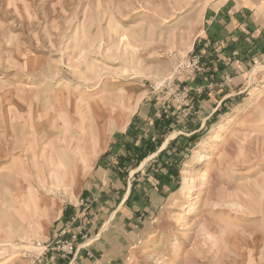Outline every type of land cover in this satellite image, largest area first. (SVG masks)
<instances>
[{"label": "rangeland", "instance_id": "374dc122", "mask_svg": "<svg viewBox=\"0 0 264 264\" xmlns=\"http://www.w3.org/2000/svg\"><path fill=\"white\" fill-rule=\"evenodd\" d=\"M213 1L0 0V264H52L63 231L116 264H264L263 73L204 68ZM141 111L151 154L121 133ZM117 174L134 196L115 214Z\"/></svg>", "mask_w": 264, "mask_h": 264}, {"label": "crops", "instance_id": "0c3cea01", "mask_svg": "<svg viewBox=\"0 0 264 264\" xmlns=\"http://www.w3.org/2000/svg\"><path fill=\"white\" fill-rule=\"evenodd\" d=\"M205 14L203 30L199 35V50L197 54L204 60V68L212 69L219 74H229L232 81H245L246 74L253 68H260L259 72L263 74L257 75L253 80L264 81V0H214ZM254 82V81H253ZM255 83V82H254ZM222 98L218 105L222 103ZM160 120L154 118L153 115L139 112L134 114L127 122L121 133L130 135V129L135 130L140 127V135H136L135 142L131 145L125 143L128 150L133 149L136 153L151 154L156 150L155 140L160 138V133L156 127L160 126ZM143 131L150 132L148 136L142 134ZM128 132V134H127ZM133 132V131H132ZM135 133V132H134ZM124 144V145H125ZM134 145V146H133ZM150 147V148H149ZM125 151V150H124ZM122 162V158L117 161ZM122 160V161H121ZM123 163L113 166L112 171L118 173L121 171ZM122 172V171H121ZM120 172V173H121ZM118 175V174H117ZM112 185L107 187V195L104 198L114 200L117 214L129 203L134 196L129 181L124 182L121 174L117 178L110 177ZM117 180L118 182H116ZM116 182V190L113 192V182ZM85 200L92 203L95 201V194L91 189L82 191ZM104 200L103 198H101ZM96 208V205H94ZM108 206V205H106ZM105 210V206L101 207ZM77 209L63 208L58 219L60 223L56 225V229L52 231L48 239L56 236L68 220L77 212ZM92 213L91 210H89ZM124 212V211H123ZM122 224V220L120 221ZM60 226V227H59ZM78 250L75 254L67 258H61L53 254L52 264H116L120 260V256H116L115 252L120 247L114 243L98 241L86 247H81L77 243Z\"/></svg>", "mask_w": 264, "mask_h": 264}, {"label": "built area", "instance_id": "2783aa9c", "mask_svg": "<svg viewBox=\"0 0 264 264\" xmlns=\"http://www.w3.org/2000/svg\"><path fill=\"white\" fill-rule=\"evenodd\" d=\"M67 232L63 231L43 247L45 250L56 252L59 257L67 258L77 252L76 245L77 235L71 234L66 237Z\"/></svg>", "mask_w": 264, "mask_h": 264}, {"label": "bare ground", "instance_id": "6f19581e", "mask_svg": "<svg viewBox=\"0 0 264 264\" xmlns=\"http://www.w3.org/2000/svg\"><path fill=\"white\" fill-rule=\"evenodd\" d=\"M226 136H227V135L225 134V137H226ZM225 137L222 138V143L225 142ZM4 174H5V173H4Z\"/></svg>", "mask_w": 264, "mask_h": 264}]
</instances>
